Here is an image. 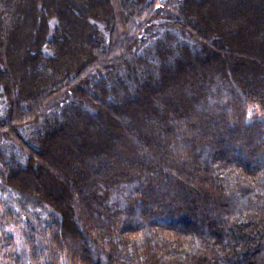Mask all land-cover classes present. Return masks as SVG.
<instances>
[{"label":"trees","instance_id":"obj_1","mask_svg":"<svg viewBox=\"0 0 264 264\" xmlns=\"http://www.w3.org/2000/svg\"><path fill=\"white\" fill-rule=\"evenodd\" d=\"M250 107L264 0H0L1 264H264Z\"/></svg>","mask_w":264,"mask_h":264},{"label":"rangeland","instance_id":"obj_2","mask_svg":"<svg viewBox=\"0 0 264 264\" xmlns=\"http://www.w3.org/2000/svg\"><path fill=\"white\" fill-rule=\"evenodd\" d=\"M248 117H249V119L251 117H254L257 120L264 122V114H261L258 110L256 111L255 107H250V109L248 111ZM262 163H264V161H262ZM261 165H263V167H264V164H261ZM0 264H1V262H0Z\"/></svg>","mask_w":264,"mask_h":264}]
</instances>
